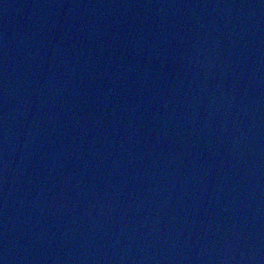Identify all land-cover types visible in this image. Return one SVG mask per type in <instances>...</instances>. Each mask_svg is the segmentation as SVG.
<instances>
[{
  "label": "water",
  "instance_id": "water-1",
  "mask_svg": "<svg viewBox=\"0 0 264 264\" xmlns=\"http://www.w3.org/2000/svg\"><path fill=\"white\" fill-rule=\"evenodd\" d=\"M0 264H264V0H0Z\"/></svg>",
  "mask_w": 264,
  "mask_h": 264
}]
</instances>
